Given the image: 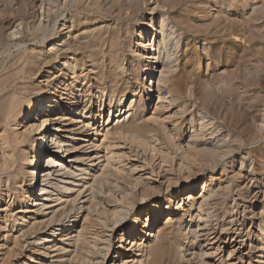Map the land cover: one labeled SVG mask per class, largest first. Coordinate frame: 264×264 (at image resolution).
Masks as SVG:
<instances>
[{"label":"rangeland","instance_id":"obj_1","mask_svg":"<svg viewBox=\"0 0 264 264\" xmlns=\"http://www.w3.org/2000/svg\"><path fill=\"white\" fill-rule=\"evenodd\" d=\"M158 4L173 23L168 50L161 45L166 67L152 75L159 66L144 60L150 52L142 46L154 39L151 10ZM70 69L78 81L64 80ZM59 81L76 86L72 96L79 95L81 106L61 110L68 91L60 92ZM110 99H122V109L134 101L133 127L119 128L115 117L107 126ZM40 100L51 116H39L30 133L26 117ZM46 119L53 145L41 158L42 174L54 166L48 158L62 167L55 168L53 188L36 185L33 192L62 199L43 215L24 206L33 189L34 134ZM90 123L101 127L99 134ZM59 141L64 154L55 156ZM94 150H101L105 166L88 180L86 199L82 187L66 196ZM70 171L77 176L69 178ZM191 187L192 194L186 192ZM0 189V264H122L130 247L122 237L138 217L154 220L158 203L163 213L153 230L173 223L172 234L137 241V263L227 259L242 233L262 249L264 0H0ZM180 201L182 211L171 217ZM142 230L135 239H143ZM72 235L78 237L74 249ZM249 255L236 262L259 264L261 257Z\"/></svg>","mask_w":264,"mask_h":264},{"label":"bare ground","instance_id":"obj_2","mask_svg":"<svg viewBox=\"0 0 264 264\" xmlns=\"http://www.w3.org/2000/svg\"><path fill=\"white\" fill-rule=\"evenodd\" d=\"M151 12H152V20H150L151 22H152V27L154 28L153 29V31H154V34H155V36L153 35V37H154V39L152 38V39H150L149 41H147V43L145 44V46H142V50L143 51H147V50H149V54H148V52H146L145 54H142V55H144V60L145 61H150V62H153V61H155V65L156 66H159V68H154L153 70H152V75H154V73L158 70V72L157 73H159V69L161 68V66H164L163 68H165L166 67V65H165V60H163V53H165V49L164 48H162L161 47V45L162 46H165V48L167 49L168 48V46H169V44H170V41H169V38H170V36H169V30H168V27H169V25L171 24V23H173V21H172V19L171 18H166V12L160 7V5L158 4V6L157 7H155L154 9H152L151 10ZM157 15H160V19L157 21V20H154V17L155 16H157ZM154 21V22H153ZM157 26H159V28H157ZM159 30V31H158ZM62 36H57L56 38H55V41H57V42H62L63 41V38H61ZM144 40V39H143ZM144 42V41H143ZM87 44V43H86ZM168 50V49H167ZM167 64V63H166ZM73 67V66H72ZM72 67H70V68H72ZM74 69H75V67H74ZM74 69H70L71 70V74H69V73H66V74H64V80L66 79V82L67 81H69L70 79L71 80H75V79H77V81H78V79H79V76H72V75H74V72H73V70ZM71 75V78L69 79V80H67V77H69ZM159 75V74H158ZM159 77V76H158ZM163 77V76H162ZM81 78V77H80ZM158 79V78H157ZM63 82L64 81H62V82H58L59 83V85L60 86H62V87H59L58 86V88H60L62 91H60V92H65V91H68L67 93L68 94H65V95H67L68 97H66V100L64 101V103L63 104H61V110L64 112V111H67L68 110V107L69 106H72L73 108H76V107H78L79 105L81 106V104H82V102L80 101V99H79V95H76V97H74L73 98V96H72V94H73V91L76 89V86H72V84L71 85H69L71 88L70 89H67L68 87H66V88H64L65 86H66V83H64L63 84ZM160 85V84H159ZM160 88V87H159ZM163 90V89H162ZM158 91L160 92V90L158 89ZM57 92H59V91H57ZM56 92V93H57ZM153 92V89L152 88H150V93H152ZM158 93V92H157ZM52 95H56L55 93H53ZM162 95H163V93H162ZM68 98V99H67ZM39 100V99H38ZM111 100V99H110ZM165 100V99H164ZM84 102V101H83ZM99 102V101H98ZM103 102V101H102ZM133 103H134V101L131 103V105L128 107V109H122L123 108V104H122V99H118V101H116V102H113L112 100H111V102L109 103V107H110V117L108 118V121H107V126L108 125H110V124H112L113 122H111V118L112 117H115L116 119H117V123H116V125H119V128H131V127H133L134 125H133V123L135 122V120L138 118V116H139V111H138V107L136 106V105H133ZM93 105V104H92ZM91 105V106H92ZM86 106V105H85ZM90 106V107H91ZM105 104L103 105V103H101L100 104V109H99V112L101 113V117L103 116V112H104V109H105ZM51 107H53V103H52V100H51V102H50V105H49V108H51ZM87 107V106H86ZM84 108L83 110V112L85 113L86 112V110H87V108ZM44 104H43V102L40 100V101H38V103L36 104V106H34V107H32V110L30 111V113L27 115V117H26V119H28V121L26 122V124L29 126V131L30 130H32L33 128L35 129V127H34V125H33V123H35L36 121H37V118L40 116V118L42 119V118H50L49 116H51V111L50 110H47L46 112H44ZM113 108H116V109H118L116 112L117 113H115V112H113L112 111V109ZM120 108H121V110H120ZM27 110H29V109H27ZM125 110V111H124ZM16 112V111H15ZM89 113V112H88ZM141 113V112H140ZM23 113H21L20 114V116L22 115ZM25 115V114H24ZM34 115V116H33ZM79 115V114H78ZM91 117V116H90ZM122 117H126V118H124L123 120H122ZM32 119V120H31ZM22 120V119H21ZM31 120V121H30ZM89 120V119H88ZM49 122V119H46V120H44L43 121V124H42V127L40 128V129H38V130H36L35 131V134H34V136H35V139H34V142L36 143V148H35V150H34V152H33V155H34V157L33 158H37V160H36V162H35V164H34V167H35V169L34 170H32V175H30L29 177H30V179H29V182H30V185L32 186V191H30L31 192V195L29 196V202H27V204L24 206L25 208H27V210L28 211H30L32 208H38L37 209V211L35 212V213H43V215H47V214H50V213H52V211H51V209H54V207H56V205L55 206H51V204L50 203H52V202H59L62 198H59V197H56L57 199L55 200V199H52L53 197H52V193H50V192H48V191H46V190H41V192L40 193H34L33 191H34V189H35V187H36V185H40V186H49L50 185V187H52L53 188V180H55V176H58L59 175V171H57L55 168H58V167H62V165L61 164H59V162L57 163L56 161H54V159L53 158H48L47 160H48V163H51V164H54V166L52 165V166H46V169H49L50 171H49V174L47 173V174H42V172H43V168H45V163L44 162H42L41 160V158L43 157V155H46L48 152H49V150L51 149V145H53V143H51V135H50V133H51V130H50V128H48V124H45V123H48ZM19 124V123H18ZM87 126H90V129H91V127H92V129L96 126V125H92L91 126V123L90 124H88ZM95 130H96V128H94ZM99 130H101V127L100 128H97V130H96V132L99 134ZM56 131H58V130H56ZM103 131V130H102ZM32 131H30V133H31ZM34 132V131H33ZM101 134V133H100ZM107 134V133H106ZM86 135V137L88 138L89 136V134L87 133V134H85ZM39 136H41V140H39L38 138H39ZM38 137V138H37ZM33 138V137H32ZM54 137H52V139H53ZM37 141H38V143H37ZM82 142H87V140L85 139V140H81ZM5 142V141H4ZM88 142H90V141H88ZM54 145H56V152H54V154H55V156L56 155H59V154H64V152H62V148H63V146H62V144H61V141H59V142H57L56 144H54ZM83 145V144H82ZM45 146L47 147L46 148V151H45ZM5 147V146H4ZM76 149V148H75ZM77 150V149H76ZM88 151H90V150H88ZM74 153V152H73ZM89 154H87V155H89V157H88V159H87V161L90 163V164H85L86 166H88V167H86V169H82V170H80V171H82V175H84V174H90V177H88V178H82V175H81V178L80 179H78V177H74L76 174L75 173H72L71 171H70V174H68V177L69 178H73L74 177V180H73V183H70L71 184V186H73L72 188H68L67 190H66V196H68V195H70V194H72V193H74L75 192V188L76 187H82L83 189H82V191L80 192V190L81 189H78V191L77 192H80V193H82V196H81V200H83L84 198L83 197H85V194L89 191V188L86 186V184L88 183V180H91V179H93L94 177V175H95V173H98V172H101L102 171V169H101V167L103 166L102 164H101V160L103 159V158H105V156H100V154L102 153L101 152V150H99V151H93V153L92 154H90V152H88ZM66 154V153H65ZM93 154H96V156H94V157H92L93 156ZM32 155V156H33ZM62 159H65V157H62ZM86 159V158H85ZM79 160H80V158H79ZM98 160L100 161L98 164H96V161L98 162ZM77 162V161H76ZM75 162V163H76ZM78 162H80V161H78ZM71 163H73V161L71 162ZM108 164V163H107ZM104 166H105V164H104ZM103 166V167H104ZM102 167V168H103ZM38 169H40V172H38ZM64 169V168H63ZM90 171V172H89ZM31 172V171H30ZM29 173V172H28ZM71 175H73V176H71ZM43 176H46V177H48L46 180H44L43 179ZM77 176V175H76ZM28 177V178H29ZM80 177V176H79ZM75 182H79L80 184H78V183H75ZM81 183H83V184H81ZM7 185H8V183H7ZM25 185V184H24ZM3 187V186H2ZM1 187V188H2ZM8 187V186H7ZM6 187V188H7ZM29 187V186H28ZM55 188V187H54ZM258 188V187H257ZM256 188V189H257ZM92 189V188H91ZM1 190V189H0ZM144 190V189H143ZM9 192V191H8ZM185 192V191H184ZM186 192H189V193H194L195 192V187H191V188H188L187 190H186ZM183 192H180L179 194H178V199H180L181 197H182V201H183ZM8 196H9V193H8ZM79 196V195H78ZM88 197V196H87ZM83 198V199H82ZM86 199V198H85ZM84 199V200H85ZM185 199V198H184ZM189 199H194V198H192L191 196L189 197ZM67 200V199H66ZM91 200V199H90ZM31 201H34V202H31ZM182 201H180V202H178L177 204H178V206L175 208V210L174 211H171L170 212V216L171 217H175L177 214H178V212H181L182 211ZM66 202V201H65ZM62 204L64 203V202H61ZM61 203H59V204H57V205H61ZM83 203V202H82ZM184 204H185V202H184ZM167 208L169 209L170 208V206H167ZM155 210H157L156 212H157V214H156V216L154 217V220H151V217H150V219H149V215H148V219H146V220H144V221H140L139 222V217H138V219L136 220V222L134 223V226H132L131 228H129L128 229V232L127 233H125L126 234V237H125V234H124V236L122 237V243L124 242V243H126L127 244V246L128 245H130V247H127L126 248V255H125V257L123 258V260H122V264H136L137 262H138V260L136 261V258L138 257L136 254L138 253V252H142V249H141V245L142 244H139L137 241H144V242H147V239L146 238H148V239H155V238H157V237H166V238H168L169 239V237L171 236V234H172V224L173 223H171L170 225H169V227H167L166 229L164 228V229H159V228H156V229H154L153 230V228L158 224V222L160 221V218H161V215H162V213H163V208L161 207V205H160V203H158L157 204V206H155V208H154ZM171 209H173V208H171ZM189 210H195V205L193 204V203H191V205H189ZM26 212V211H25ZM47 212V213H46ZM37 215V214H36ZM42 215V214H41ZM140 214H138V216H139ZM175 221V220H173V219H170V221ZM245 224V223H244ZM138 225V227H136ZM242 225V224H241ZM66 227H67V223H65V224H63V227H62V229L60 230V233H59V236H61L62 234H61V231H65V229H66ZM118 227H124V225L123 224H120ZM52 228H54V227H52ZM140 228H143V230H146V231H144V232H140V233H142V236H143V239H135L134 238V236H135V234H136V232L140 229ZM55 229V228H54ZM133 229V230H132ZM142 230V231H143ZM53 233V232H52ZM51 233V234H52ZM58 233V232H57ZM56 233V234H57ZM138 233V232H137ZM263 233H264V227H263V229H262V235H263ZM58 235V234H57ZM214 234H210V236H208V241H212V240H214L216 237H213V238H211L212 236H213ZM241 235V234H240ZM242 235H243V233H242ZM240 236V237H242V238H244V240H243V242L242 243H238V244H236V245H238V248H237V250L235 249V251L231 254V256L229 257V258H227V259H225V258H223V257H216V256H214L213 258H209V259H207V260H209L210 262L208 263V264H239V263H237L236 261H239L240 263H241V261H243V258H241V257H244V256H248L249 254H252V255H255V256H257V257H261V260H259V264H264V247L262 248V249H260V250H258V248H255V247H253V242H254V238H253V236L251 235V234H247V233H244V236ZM53 237V236H52ZM55 237V236H54ZM76 237H77V235H76ZM75 236H71L70 238H69V240H71V241H73V239H74V241L73 242H71L70 244H68V246L69 247H71V248H73L74 249V247H76V245H78V237L76 238ZM77 239V241H75ZM45 241V240H44ZM234 241V240H233ZM46 243L48 242V243H51L52 241H45ZM77 242V243H76ZM80 243V242H79ZM213 243H215V242H213ZM263 243H264V240H263ZM160 248V247H159ZM247 249H248V253H245V251H247ZM60 250V249H59ZM63 250H65V249H62L61 251H63ZM69 250H71V249H69ZM149 251V253L151 254V255H153V254H155L157 251H158V248H157V246H156V248H154L153 247V249H151V250H148ZM62 253V252H61ZM244 253L246 254V255H244ZM139 254V253H138ZM259 254H261V256L259 255ZM142 255V254H141ZM140 255V256H141ZM235 255V256H234ZM250 256V255H249ZM116 257H117V255H116ZM116 257H114V258H116ZM208 258V257H207ZM125 259V260H124ZM131 260V261H130ZM31 262V261H30ZM140 262V261H139ZM207 263V262H206ZM137 264H140V263H137Z\"/></svg>","mask_w":264,"mask_h":264}]
</instances>
